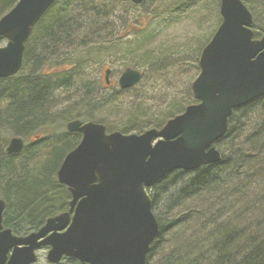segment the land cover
Segmentation results:
<instances>
[{"label":"trees","instance_id":"obj_1","mask_svg":"<svg viewBox=\"0 0 264 264\" xmlns=\"http://www.w3.org/2000/svg\"><path fill=\"white\" fill-rule=\"evenodd\" d=\"M17 1L0 0V17ZM242 1L254 15L252 29L258 38L264 26L257 24L254 7L256 3L264 12V0ZM187 2L195 9L200 5L219 9V0ZM129 5V0H56L25 43L18 72L24 75L0 79L2 224L13 234L38 230L48 217L69 210L70 193L55 174L80 134L65 131L59 135L64 130L52 120L51 100L59 85L65 89L73 85L67 81L69 72L82 65V54L92 52L91 43L94 47L97 40L106 38L105 46L97 47L119 45L110 19L115 8ZM218 19L220 23V14ZM145 56L147 62L155 60ZM54 69H63V82L53 81L59 73ZM89 92L88 86L87 98ZM194 102L193 98L189 103ZM182 110L160 116L151 127L161 128ZM136 117L130 121L135 123ZM117 130L131 133L133 129ZM38 132L49 137H38ZM11 136L25 141L17 154L6 151ZM31 136L36 140L28 143ZM215 146L220 162L192 171L176 170L149 190L159 229L146 264H264V96L233 110L228 130Z\"/></svg>","mask_w":264,"mask_h":264},{"label":"water","instance_id":"obj_2","mask_svg":"<svg viewBox=\"0 0 264 264\" xmlns=\"http://www.w3.org/2000/svg\"><path fill=\"white\" fill-rule=\"evenodd\" d=\"M54 1L18 0L0 17V40H7L0 46V79L20 71L25 43ZM219 13L221 22L199 54L191 84L197 103L160 129L139 134L69 121L67 130L82 135L56 172L71 194L69 211L48 217L37 231L17 236L3 228L0 199V264H32L44 246L52 264L63 257L79 264H146L159 229L148 188L175 170L220 162L215 143L227 132L233 110L264 96V35L253 38L252 14L242 0H220ZM141 79L139 70L126 67L118 85L131 88ZM23 146L14 136L6 151L17 154Z\"/></svg>","mask_w":264,"mask_h":264},{"label":"rangeland","instance_id":"obj_3","mask_svg":"<svg viewBox=\"0 0 264 264\" xmlns=\"http://www.w3.org/2000/svg\"><path fill=\"white\" fill-rule=\"evenodd\" d=\"M188 3L187 0H145L139 5L131 3L127 9L119 6L114 9L110 21L116 37L120 38L119 45L99 48L105 46L106 38L97 40L94 47L91 43L92 52L82 54V65L68 73L67 81L74 87L65 89L61 84L54 91L52 120L64 130L59 135L62 136L67 122L73 119L101 122L108 130L127 126L133 129L131 133H141L158 122L160 116L174 114L193 104L189 103L193 99L191 83L199 73V51L219 25V9H203L201 5L195 9ZM257 6L255 3L256 22L264 26V12ZM6 42L1 40L0 46ZM147 54L155 60L147 62L144 59ZM72 55L76 60L74 52ZM126 66L139 69L142 80L129 89L115 85L97 91L100 97L97 99L92 82L102 86L105 68L111 70V78L116 82ZM61 73L54 75V82L65 80ZM16 75L21 78L24 74ZM88 86L90 98L86 95ZM133 116H137L135 123L130 121ZM43 134L36 135L42 137ZM34 139L36 136H31L28 143ZM37 256L35 264H48L45 248L38 250ZM59 264L74 263L66 258Z\"/></svg>","mask_w":264,"mask_h":264},{"label":"flooded vegetation","instance_id":"obj_4","mask_svg":"<svg viewBox=\"0 0 264 264\" xmlns=\"http://www.w3.org/2000/svg\"><path fill=\"white\" fill-rule=\"evenodd\" d=\"M106 69H104V74H103V79H102V86H100V83L97 84L96 82H92V85L94 86V90L97 91H101V90H104V89H109V88H112L114 87L115 85L118 86V82L114 81L112 78H111V70L109 69V72L108 74H106ZM98 95V94H97ZM63 259H66V258H63ZM50 264V263H48ZM74 264H78V261H75Z\"/></svg>","mask_w":264,"mask_h":264}]
</instances>
